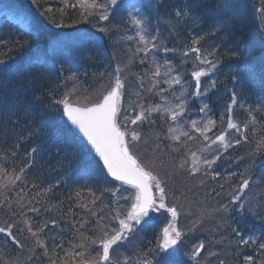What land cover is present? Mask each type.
<instances>
[{
  "label": "trees",
  "instance_id": "obj_1",
  "mask_svg": "<svg viewBox=\"0 0 264 264\" xmlns=\"http://www.w3.org/2000/svg\"><path fill=\"white\" fill-rule=\"evenodd\" d=\"M17 1L31 14L33 32H24L13 24L0 30V229L11 234V238H5L0 232V264L101 263L97 262V254L104 246L109 248L110 243L105 227H116L114 223L119 225L126 214L127 207L117 194L123 188H131L107 175L87 144L69 126L63 107L69 103L83 107L99 104L117 84L121 86L118 125L122 133H136L129 146L131 157L155 185L163 188L157 192L167 212L199 220L192 225L178 218L174 223L179 227L177 239L174 245L167 246L160 227L147 221L150 214L134 217L131 213L129 220L145 223L136 233L133 245L131 242L124 247L130 259L141 257L146 260L140 259L142 264H191V260H185L187 251L193 253L196 246L198 250L207 245V231H217L222 239L219 254L223 259L213 255L208 258L206 253L202 264H264V210L260 208L264 206V195L259 198V209L252 206V213L244 217L240 210L247 204L226 206L223 213L210 211L226 191L237 192L240 188L249 193V183L253 181H247L249 174L264 172V119L256 134L248 137L257 146V162L250 169L247 164L238 167L243 175L229 173L225 161H219L216 170L208 166L206 171L195 174L192 157L202 154L210 164L208 148L201 134L179 137L170 131L169 117L163 115L166 112H155L153 107L160 105L164 100L161 96L165 95L162 85L156 84L153 63L145 59L135 65L137 70L129 68L126 47L130 50L133 43L128 45L117 36L127 26L128 9L119 12L121 23L114 31L97 34L102 36L98 39L95 18H90L88 9L74 0ZM194 1L197 10L205 15L207 37L218 42L219 59L228 54L230 65L237 68L258 61L262 53L260 30L264 31L263 4L254 11V4L248 0ZM142 2L146 15L157 11L164 18H176L174 0ZM233 17L232 27L238 30V38L222 40L216 23L227 18L232 21ZM186 33L183 29L178 36L165 34L157 43L162 51L186 47L190 43ZM172 52L166 53L172 56ZM159 57L162 61L157 69L165 56ZM172 62L184 68L190 79L193 66L183 65L179 58ZM121 71L134 78L114 79L115 73ZM80 88L86 98L75 92ZM151 110L154 117L149 116ZM160 115L167 119L164 121ZM220 124L219 119V127ZM89 156L96 164L87 160ZM190 176L206 195L205 200L187 190ZM231 209L233 216L228 219ZM174 213L172 219L176 218ZM105 215V220L110 219L105 221ZM235 222L245 228L247 240L238 236ZM192 227L197 235L190 232Z\"/></svg>",
  "mask_w": 264,
  "mask_h": 264
},
{
  "label": "rangeland",
  "instance_id": "obj_2",
  "mask_svg": "<svg viewBox=\"0 0 264 264\" xmlns=\"http://www.w3.org/2000/svg\"><path fill=\"white\" fill-rule=\"evenodd\" d=\"M67 3L69 0H63ZM76 4H79L80 7L84 9H88L89 17L95 18L93 23L95 24V32L98 39L103 35H107L109 32H113V28L117 27V23H121L119 18L120 11L124 12V9L128 11V21L125 22L127 25L126 28L119 30L117 36L123 38L121 41L125 40V42L130 45L133 51L126 47V57L129 60L130 69L137 70L135 65L137 63L144 62L145 59H149L151 61H155L157 59V53L160 51L157 47V40H159L160 36H163L168 33H173L174 35H179L183 29L192 32V40L195 42L198 37H202L201 32L198 29L202 26V17L203 14L200 13L197 8L194 6L193 0H174L176 4L175 17H167L164 18L158 14L157 11L154 12V15H146V12L143 9V0H74ZM252 5V9L254 11H258L260 9V4L264 5V0H248ZM194 4V5H193ZM5 20H11L16 23H19L21 27L30 29L28 19L26 14H23L20 9L17 8L16 4L13 0H3L0 2V25ZM219 21V20H218ZM225 21V22H224ZM224 27L222 30V40L236 41V36L238 38V30L232 27L234 24V17L232 21L230 19H225ZM223 22L216 23L218 26L223 24ZM260 33L264 36V31L260 30ZM100 34L102 36H97ZM115 36V37H117ZM261 36L260 46L264 48V37ZM156 38V39H155ZM118 37L116 40V44L120 47V41ZM155 39V40H154ZM194 46H190L187 48H182L179 52L176 51V47L172 52V56L180 55V59L184 61V63H190L191 66H195L196 63L201 62L206 65V74H202L201 78H198V74H196V78L194 79V83L197 84L196 89L194 91V96L197 101H199V111L195 112L190 110L188 106V102L190 98H187L186 92H183L182 84L188 85L187 82L184 81V76H179L176 71H172L170 66L166 67L162 65L160 67V73L158 69L155 72L156 78L161 79V75L163 77V84L165 85V90L168 92L169 89L174 86V90H170V96L166 97L165 101L159 106V111H166L171 114L170 120H168L169 125L171 127V131L175 130L177 136L188 135L192 132H202L205 134H210V136H202L203 141L208 148V152L206 155H209L210 159V170L214 167V162L217 158V162H219L220 158H225V164L228 165V161H233V164L230 165L229 173L237 174L238 166L248 165L249 169L257 162L255 160V154L258 149L257 146L252 142V140L248 139L249 131H253L256 134V125L257 118H264V110L258 109L260 105L264 103V76L262 73H259L255 67H251L246 69L244 72L243 83L240 82L239 88L241 90L242 87L244 89L247 87L248 93L238 92L234 87H228L226 84V88L224 91L226 93V99L221 106L210 108L209 98L212 93V88L217 86L220 82V78L217 76H213L212 74L220 73L222 63L231 64L230 59L231 56L226 54L221 57V61L218 58H215L216 47L213 44H201V41H197L193 44ZM192 47V49H191ZM186 53V55H185ZM192 53H195L198 58L192 57ZM140 57V58H139ZM143 57V58H141ZM138 58V59H137ZM192 58V59H191ZM112 64L115 65V61H111ZM208 64V65H207ZM228 68L230 71V75L232 72L234 74L237 73L236 67L230 65ZM107 78L108 75H105ZM122 77L124 80H129L134 78L132 75L125 73L123 71L119 73H115L114 79L121 80ZM242 79V78H241ZM245 81V82H244ZM211 89V90H210ZM77 93L82 92V89L75 91ZM81 94V97L86 98L85 94ZM217 94H221L218 92ZM167 95V93H166ZM162 98V97H161ZM174 98V99H172ZM228 98V99H227ZM240 109L247 116V119H251L250 122L243 123L240 122ZM220 111V113H219ZM216 112L220 115V127H218V116H216ZM188 113V116L187 114ZM257 115V117H256ZM256 117V118H255ZM162 119L165 121L164 116ZM240 119V120H239ZM217 129H219L217 131ZM217 131V132H216ZM131 132L127 130V132H123V137L128 140L130 139ZM131 141V139H130ZM82 153L85 154L84 150ZM227 155V157H225ZM89 157H87V160ZM213 159V161H211ZM192 162L194 164V169L201 170L204 166L208 167L209 160L204 155H193ZM260 166V164H258ZM257 166V165H256ZM255 166V168H256ZM254 168V170H255ZM206 171V169H204ZM201 172V171H196ZM242 175L243 173H239ZM85 175V173H84ZM248 179L253 180L249 183V193L243 192V189L237 192H224L220 201L213 204L210 211L211 214L216 211L223 210L226 206L234 205V204H247L242 207L240 210V214L244 217L245 215H250L252 213V206H256L258 209L260 207V199L263 198L264 192L262 190V184L264 183V172H252L249 174ZM189 188L194 196H199L203 200L206 199V195L201 191L200 187L193 181H191V176L189 179ZM156 190L162 191L163 188L155 185ZM117 196H119V201L122 202L126 207L125 218L121 221L119 225H114L116 227H112V225H107L106 229V240L110 239L109 248L103 247L102 250H99L97 254V262H101L100 264H137L140 261L142 264L143 261L140 259H130V255L125 252V246H129L127 243H134V237L137 232L141 230V226L144 221L137 220H129L131 219V213L138 207L139 205V193L137 190L131 188L129 190L122 189ZM255 196V203L251 202L252 197ZM125 199V201H124ZM244 200V201H243ZM193 201V200H192ZM191 201V202H192ZM223 207V209L221 208ZM264 210V206L260 207ZM194 211H189L191 214ZM164 206V201L160 195L157 198V202L153 206L152 211L149 213V217L147 221H149L153 226L157 225L161 229V234L164 236L163 241L167 246H171L175 244V240L178 236V223L174 225L175 222L178 221V218L186 219L190 224L196 225L199 220H189L183 215L178 214L177 212L169 213ZM176 218L172 219V214ZM118 215H120L118 213ZM106 215L104 216L105 220ZM106 219L105 221L109 220ZM144 220V219H143ZM244 221V219H242ZM127 222L126 224H123ZM155 223V224H153ZM149 227V226H148ZM2 230V229H0ZM112 230H115L112 232ZM236 231L238 236L248 239V235L245 232V228L241 227L239 224L236 226ZM5 232V231H3ZM190 232L193 235H197L192 227ZM5 238H11L10 231L8 230L6 234H4ZM205 238L208 242L207 245H201L198 250L195 249L192 251H187L188 260L194 261L196 260V264H202L203 254L207 253L208 258L211 255L215 256L216 259H223L219 254V251L222 250V239L217 231H207L205 234ZM233 238V237H232ZM25 240L28 239L25 237ZM132 240V241H131ZM234 242V238L232 240ZM205 247H207V252H205ZM112 248H116V250H112ZM125 252V253H124ZM231 252H229L230 258ZM148 255L144 256L147 257ZM138 260V261H137ZM144 260V259H142ZM94 261V260H93ZM146 261V260H144ZM94 264H96L94 262ZM203 264H206L203 261ZM220 264V263H219Z\"/></svg>",
  "mask_w": 264,
  "mask_h": 264
},
{
  "label": "water",
  "instance_id": "obj_3",
  "mask_svg": "<svg viewBox=\"0 0 264 264\" xmlns=\"http://www.w3.org/2000/svg\"><path fill=\"white\" fill-rule=\"evenodd\" d=\"M117 101L118 89L100 105L89 108L69 105L64 112L74 130L90 145L109 174L140 190V204L135 212L140 215L148 212L154 204V191L150 182L121 149L120 134L115 123Z\"/></svg>",
  "mask_w": 264,
  "mask_h": 264
}]
</instances>
